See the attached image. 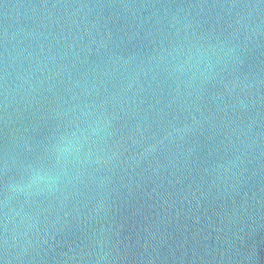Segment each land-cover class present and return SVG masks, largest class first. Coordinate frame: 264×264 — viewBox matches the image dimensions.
I'll list each match as a JSON object with an SVG mask.
<instances>
[{
  "label": "water",
  "instance_id": "water-1",
  "mask_svg": "<svg viewBox=\"0 0 264 264\" xmlns=\"http://www.w3.org/2000/svg\"><path fill=\"white\" fill-rule=\"evenodd\" d=\"M0 264H264V0H0Z\"/></svg>",
  "mask_w": 264,
  "mask_h": 264
}]
</instances>
